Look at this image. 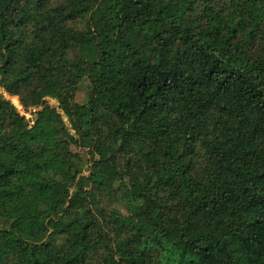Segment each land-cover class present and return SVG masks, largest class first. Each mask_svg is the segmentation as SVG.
Wrapping results in <instances>:
<instances>
[{
  "label": "trees",
  "instance_id": "1",
  "mask_svg": "<svg viewBox=\"0 0 264 264\" xmlns=\"http://www.w3.org/2000/svg\"><path fill=\"white\" fill-rule=\"evenodd\" d=\"M0 88V264H264V0H0Z\"/></svg>",
  "mask_w": 264,
  "mask_h": 264
},
{
  "label": "rangeland",
  "instance_id": "2",
  "mask_svg": "<svg viewBox=\"0 0 264 264\" xmlns=\"http://www.w3.org/2000/svg\"><path fill=\"white\" fill-rule=\"evenodd\" d=\"M89 89H90V85H89L88 80L83 79V81L78 86V90L75 94V101L79 104H83L86 101V97H87V94L89 92ZM0 97L10 101V103L14 107H16L18 112L21 115H24L27 119L33 118L32 113H34L36 110L31 109L28 113H25V111L23 110L22 106L20 105L19 99L17 97L8 95L1 88H0ZM47 102L52 107H57V105H58L57 102L55 100H52V99H47ZM66 123H67V121H66ZM72 150H73V152L79 153L82 156L84 169H87L88 167H90L94 163L93 160L92 161L90 160L89 155L87 154V152L85 150H83L79 147H76V146H74L72 148ZM84 174L86 175V172ZM119 209L122 212H124L120 207H119ZM46 240H47V242H50L52 244H57V241L54 238H51L50 236H48Z\"/></svg>",
  "mask_w": 264,
  "mask_h": 264
}]
</instances>
